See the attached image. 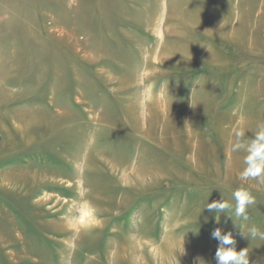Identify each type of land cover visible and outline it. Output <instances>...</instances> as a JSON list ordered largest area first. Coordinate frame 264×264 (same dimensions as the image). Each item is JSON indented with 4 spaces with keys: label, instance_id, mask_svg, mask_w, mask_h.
<instances>
[{
    "label": "rangeland",
    "instance_id": "rangeland-1",
    "mask_svg": "<svg viewBox=\"0 0 264 264\" xmlns=\"http://www.w3.org/2000/svg\"><path fill=\"white\" fill-rule=\"evenodd\" d=\"M260 122L264 0H0V264H215L216 228L264 264Z\"/></svg>",
    "mask_w": 264,
    "mask_h": 264
},
{
    "label": "clouds",
    "instance_id": "clouds-1",
    "mask_svg": "<svg viewBox=\"0 0 264 264\" xmlns=\"http://www.w3.org/2000/svg\"><path fill=\"white\" fill-rule=\"evenodd\" d=\"M235 137L236 140L232 144L231 150L246 153L245 167L240 173V179L242 181L256 180L258 183L264 184V122L257 124L254 136L246 137L244 130L240 129L235 131ZM232 198L235 201L234 207L223 199L207 203V210L216 213L217 223H219L220 214L227 212H234L237 218L249 219L248 209L256 203L255 197L247 189L241 187L232 193ZM76 212L77 215L66 218L69 227L96 222V209L89 202L83 201L76 205ZM228 217L231 218V216ZM211 235L219 242L214 256L215 264H250L247 248L236 250V239L231 231L225 232L222 228H216ZM240 235L245 239L259 237L264 240V232L255 226L248 229V236H245L241 231ZM197 264H207V262L198 258Z\"/></svg>",
    "mask_w": 264,
    "mask_h": 264
}]
</instances>
